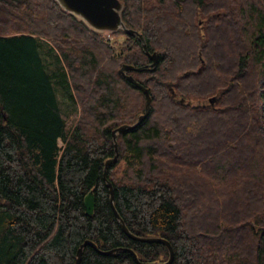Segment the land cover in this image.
I'll list each match as a JSON object with an SVG mask.
<instances>
[{
	"label": "trees",
	"instance_id": "1",
	"mask_svg": "<svg viewBox=\"0 0 264 264\" xmlns=\"http://www.w3.org/2000/svg\"><path fill=\"white\" fill-rule=\"evenodd\" d=\"M120 1L153 70L132 33L111 43L55 0H0V264H74L85 239L167 260L121 230L102 178L110 131L143 112L122 63L151 96L107 169L128 230L166 239L170 264H264V0ZM79 264L136 262L86 246Z\"/></svg>",
	"mask_w": 264,
	"mask_h": 264
},
{
	"label": "water",
	"instance_id": "2",
	"mask_svg": "<svg viewBox=\"0 0 264 264\" xmlns=\"http://www.w3.org/2000/svg\"><path fill=\"white\" fill-rule=\"evenodd\" d=\"M58 5L67 13L74 15L76 18L82 20L89 28L99 33H113L117 30H122L126 34H134L136 35L141 42V49L143 53L150 60L149 63L146 64V67L149 70H153L158 62L159 54L158 52H149L147 50L146 43L142 34L137 32L132 28H128L125 26L124 21L121 18L120 12L122 10L123 4L120 0H55ZM201 63L203 61L201 60ZM145 67L135 66L130 63H122L118 69L119 75L125 77L130 83L138 87L142 93L144 94V103H143V112L139 114L132 124L123 123L116 127H114L110 131L112 146H113V155L105 159L102 168V178L107 186L109 193V204L114 213V216L117 220V223L121 230L130 238L135 241L141 242H149V243H158L164 245L168 250V258L166 261H141L138 259L136 253L128 247H114L106 250H101L93 241L89 239H85L78 246L75 253V261L74 264H79L82 251L86 246L93 248L97 253L101 255H109L115 252H129L134 258L136 264H170L173 260V249L170 243L160 237V236H138L131 233L126 227L124 221L118 214L116 208L113 204V187L111 182L107 179V169L108 167L117 161L118 157V145H117V135L124 133L128 130L135 128L138 124H140L146 116L149 114L151 109V96L148 92V89L139 83L131 74V71H142ZM200 67L198 68V71ZM215 100V97L209 98L210 103L212 104ZM84 213L87 216H91L93 214L94 209V194L92 189H90L83 199Z\"/></svg>",
	"mask_w": 264,
	"mask_h": 264
},
{
	"label": "rangeland",
	"instance_id": "3",
	"mask_svg": "<svg viewBox=\"0 0 264 264\" xmlns=\"http://www.w3.org/2000/svg\"><path fill=\"white\" fill-rule=\"evenodd\" d=\"M109 34L110 33H104L103 35L105 36V37H107L109 40H110V42L111 43H114L115 41V39H112L110 36H109ZM63 145V143L59 140V146L61 147Z\"/></svg>",
	"mask_w": 264,
	"mask_h": 264
}]
</instances>
